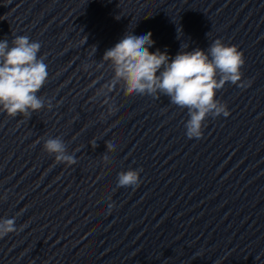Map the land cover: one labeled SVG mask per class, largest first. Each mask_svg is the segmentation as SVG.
Segmentation results:
<instances>
[{
  "label": "water",
  "instance_id": "1",
  "mask_svg": "<svg viewBox=\"0 0 264 264\" xmlns=\"http://www.w3.org/2000/svg\"><path fill=\"white\" fill-rule=\"evenodd\" d=\"M127 30L170 56L237 46L247 86L216 94L230 115L189 139L186 108L114 83L101 59ZM17 35L41 43L53 107L0 112V217L17 227L0 264H264V0H0V39ZM57 136L74 165L43 150ZM129 168L139 185L117 187Z\"/></svg>",
  "mask_w": 264,
  "mask_h": 264
},
{
  "label": "clouds",
  "instance_id": "2",
  "mask_svg": "<svg viewBox=\"0 0 264 264\" xmlns=\"http://www.w3.org/2000/svg\"><path fill=\"white\" fill-rule=\"evenodd\" d=\"M152 35L151 31L127 30L118 42L105 50L101 60L111 65L113 82H126L128 92L153 97L164 95L172 104L186 108L189 116L185 122L186 136L200 138L209 116L230 115L227 104L216 97L218 90L228 82L247 86L242 83L244 54L237 46L217 38L207 50L199 47L189 50L188 43H182L175 56H170L167 50H150L155 44ZM40 50L41 43L26 35L14 36L11 44L8 39H0V112L13 117L18 114L30 117L35 111L53 107L50 100L46 105L37 95L49 77L46 56L40 54ZM96 50L92 46L90 56H94ZM88 67L90 65L86 64L85 68ZM111 147H117V141H111ZM43 150L67 166L77 162L58 136L44 139ZM109 157L110 154H105L104 159ZM142 171V168H129L119 172L117 187L138 186ZM112 207L114 204L109 205L110 209ZM16 228L15 217H0V237Z\"/></svg>",
  "mask_w": 264,
  "mask_h": 264
}]
</instances>
